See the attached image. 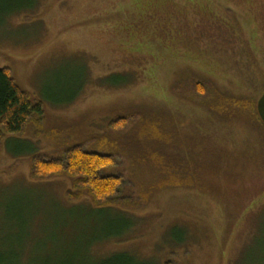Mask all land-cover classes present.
<instances>
[{
  "label": "rangeland",
  "instance_id": "1",
  "mask_svg": "<svg viewBox=\"0 0 264 264\" xmlns=\"http://www.w3.org/2000/svg\"><path fill=\"white\" fill-rule=\"evenodd\" d=\"M0 69L46 111L40 135L32 127L0 142V264H109L116 255L130 264H264V0H0ZM192 76L249 98L258 114L220 115L237 166L222 176L208 171L213 158L188 157L171 131L202 133L220 117L173 93ZM137 114L167 120L165 172L140 160ZM120 118L124 132L107 131ZM105 132L116 145L107 153L120 159L106 174L123 179L119 196L134 210L97 208L87 193L73 199L67 177H31V155L93 149ZM159 181L208 187H170L147 204L129 193Z\"/></svg>",
  "mask_w": 264,
  "mask_h": 264
},
{
  "label": "trees",
  "instance_id": "2",
  "mask_svg": "<svg viewBox=\"0 0 264 264\" xmlns=\"http://www.w3.org/2000/svg\"><path fill=\"white\" fill-rule=\"evenodd\" d=\"M185 81L184 83L176 84L172 89L173 93L183 99H187L195 106L210 109L209 112L207 111L210 117H215L216 115L225 116L226 113L239 115L249 111L250 108L258 116L256 109L252 108L254 105L245 96L222 91L212 82H205L195 76H192L191 80L188 78ZM136 116L135 134L137 140L133 144L136 145L137 142L140 144L139 149L142 152L140 160L145 162L148 160L159 161L160 164L149 163L165 172L167 169L165 165L166 149L170 142V138L168 141L166 136L169 130L168 125L165 124L166 118H163L164 116L161 114L145 115V117L137 114ZM221 116L215 117L218 121H211V127L205 129L202 133L191 132L184 134L176 125L171 127L174 136L184 137L185 141L182 145L185 146L188 157H194L199 154L208 159L213 158V164H210L211 167L208 168V171L215 177L216 174L222 176L225 173H230L232 168L237 167L234 164L235 160L231 158L232 151L226 150L223 146V137L225 136L218 132V124L225 127L221 123V119H223ZM128 122L127 118H120L113 122L107 131H112V133L124 132L123 130L128 126ZM45 126L46 111L43 102L33 99L28 92L23 90L13 78L11 70L0 69V142L7 140L9 143L11 140L18 141L23 139L27 137L26 134L32 127L34 128V133L40 135L46 129ZM105 133L100 135L101 139L97 141V144H90L93 149H86L82 145L77 144L67 148L61 158H42L39 155H31L27 159L30 160L31 177L35 180L67 177L73 180L74 189L77 191L76 193H70V197L73 199L78 200L84 193H87L97 208L123 207L134 210L133 207H129L130 202L121 201L124 197L119 196L123 179L117 175L106 174L108 170L118 167L120 159L117 154L107 153V151L111 150V147L116 145L110 140V135ZM196 137V141L198 139L202 141L201 145L203 146L201 148V145L194 142ZM103 151L106 153H102ZM218 159L223 160L226 164L216 167ZM25 162L26 160L18 161L12 170L14 171ZM185 186L205 190L208 184L201 185L200 181H196L192 185L190 181L188 183L175 184L159 181L151 185L147 192L141 191V188L137 191H133L132 188L130 190V185L129 193L133 195V192H138V196H143L147 204L154 193L157 194L170 187ZM129 193L127 195H130ZM134 206L136 207V205ZM118 256H113L110 259L111 263H108L130 264L128 262L130 259Z\"/></svg>",
  "mask_w": 264,
  "mask_h": 264
},
{
  "label": "water",
  "instance_id": "3",
  "mask_svg": "<svg viewBox=\"0 0 264 264\" xmlns=\"http://www.w3.org/2000/svg\"><path fill=\"white\" fill-rule=\"evenodd\" d=\"M257 111H258L259 117H260V119L264 125V93L261 96L260 100L258 101Z\"/></svg>",
  "mask_w": 264,
  "mask_h": 264
}]
</instances>
